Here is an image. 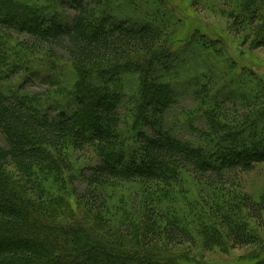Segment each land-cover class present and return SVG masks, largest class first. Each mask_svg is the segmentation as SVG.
<instances>
[{"label": "rangeland", "instance_id": "rangeland-1", "mask_svg": "<svg viewBox=\"0 0 264 264\" xmlns=\"http://www.w3.org/2000/svg\"><path fill=\"white\" fill-rule=\"evenodd\" d=\"M73 1L9 0L8 3L0 4V12L4 15L3 20H8L4 18L5 16L18 17L20 21L35 16L41 21L45 20V27H54L58 23L63 27L65 22L72 23L75 16ZM92 1L94 0H85V4ZM251 1L259 7V17L253 20L250 13L240 8L242 2L249 4ZM98 11L99 15L93 19L98 26L105 14L117 22H125L130 27L146 28L151 24L152 28L162 34L159 40L163 46L161 49H164L167 38L176 39V44L165 52L167 55L162 62L154 67V70L152 68L147 70L149 75L152 74L148 80V88L156 90L159 96L163 94L165 88L172 93L174 102L166 108L161 118L162 125L159 126L164 134L191 143L192 147L198 146L206 157V153L213 150L211 147L214 146L210 140L200 139L199 134L195 132L196 128L209 127L207 114L199 115L196 110L203 98L195 95V87L200 92L208 86L210 95L217 104L226 102L227 106L232 107L228 102L230 97L237 93L239 99L247 101L246 93L250 92L247 90L238 92L235 74L243 81L249 79L252 86L257 87L264 83V45L255 42L262 30L260 27L264 25V0H101ZM239 14L245 16L246 21L244 27H238L237 30L236 20ZM6 24L0 23V57L4 63L0 67V91L3 94L10 98H14L15 94H21L30 100L35 94L48 92V96L43 98L44 106L39 108L40 115L43 113H50L53 116L62 113L72 115L80 111L83 117H88L94 111L96 100L100 98H108L109 102L115 100L116 103L113 105H117V110L123 116L139 98L141 112L146 110L147 114H151L154 111L150 100L145 103L142 97L137 98L142 90L140 75L147 66H152L153 61L131 64L125 71L113 70V74L111 72L108 75L107 72L100 73V77L94 76L93 67L80 69L81 67L69 63L62 55L52 56L46 51L32 48L29 43L27 44L31 40L30 34L24 30L9 28L5 26ZM114 26L115 24L112 27ZM248 69L251 70L249 76L246 73ZM209 99L206 98L210 101ZM258 99L260 100L261 96ZM262 101L259 103H263ZM235 107L252 109V117H262L261 121L256 122V127L263 133V141L258 142L259 146H254L259 152H263L264 108L262 106L258 109L254 106L251 108L249 104L241 103ZM219 121L221 123V120ZM190 122L194 125H190ZM87 125L91 126L90 122L82 121L77 128L91 134L92 131ZM138 126L148 134L153 133L148 121H140ZM119 127L120 134L126 135L124 129L127 126L124 121ZM237 132L231 128L223 133V141L229 146L226 153L234 150L235 144L231 141H236L234 137ZM132 136L131 142L138 141V133L134 132ZM61 148V152L52 149L53 154H57L56 163L51 162L47 165L46 175L42 179L47 194L54 195L53 198L58 201V205L55 206L56 212L52 213L53 217L47 216L45 219L49 218L51 221L56 219V222L62 225L84 223V220L87 223H94L93 227H90L85 222V228L97 233L99 236L97 242L102 248L95 246L94 242L91 243L86 236L80 234V239L85 243L84 246L82 243L77 246V256L81 257L78 261H86L85 254H94L97 251H100L102 256H95L96 262L102 257L121 258L120 247L131 250L134 254V248L143 243L142 239L136 237L142 234V226H148L143 217L144 210L153 207L154 210H162L168 218L181 210L183 212L181 214L186 219L183 225L197 243L167 246L168 256L178 257L181 264H264L262 248L264 218L259 224L240 206V199L245 194L256 202H264V162H256L249 173H244L240 169L222 171L227 185L209 187L199 177L183 173L182 180L179 178L172 181L170 186H165L148 184L127 176L130 162L141 155L139 152H133L132 148L129 151L122 149V156L119 153L113 155L119 158L124 156L127 164L119 170L120 177L101 185L103 203L92 210L83 201H79L78 190L81 192L86 185L84 171L89 167L101 165L102 161L97 157L94 148L87 147L85 152L76 151L68 138ZM40 201H46V197ZM85 207L90 210V214L86 213ZM46 210L50 212L49 209ZM225 213L231 218L226 217ZM98 214L103 216H97ZM160 220L166 221L167 218ZM230 221L233 223L236 221L234 227H237L238 222L244 223L242 221L252 225L255 239L259 241L244 246L233 243L230 231L234 227ZM111 231L118 236L122 234L126 236L121 239V245L116 246L107 239ZM219 235H223L224 241L218 239ZM100 237L105 240H99ZM53 238L50 237V242ZM154 244L157 247L161 246L160 241ZM150 249L153 250L151 247ZM136 255L139 256V253L136 252ZM248 257L252 261L246 260Z\"/></svg>", "mask_w": 264, "mask_h": 264}, {"label": "trees", "instance_id": "trees-1", "mask_svg": "<svg viewBox=\"0 0 264 264\" xmlns=\"http://www.w3.org/2000/svg\"><path fill=\"white\" fill-rule=\"evenodd\" d=\"M8 1L0 0V4L8 3ZM72 4L75 8V16L72 23L65 22L63 27L59 23L54 27H45V20L41 21L35 16L22 21L18 17L5 16L4 18L8 20H3L4 15L1 12L0 23H7L5 26L9 28L24 30L30 34L31 40H27V44L29 43L34 49L46 51L52 56L62 55L69 63L81 67L80 69L93 67L91 69L94 76L100 77V73L107 72L108 75L111 72L113 74V70L125 71L129 65L135 63L157 62L147 66L140 75L142 95L139 93L137 97H142L145 103L150 100L149 103L152 104L154 111L151 114H147L146 110L141 112L139 98L131 106L129 105L131 108L127 113L124 112L123 116L117 110V105H113L116 103L115 100L109 102L108 98H100L96 100L94 111L88 117H83L80 111L72 115L69 113L57 116L50 113L40 115L39 108L44 106L43 98L48 96V92L35 94L29 100L21 94H15L14 98H10L0 91V264H181L178 257L168 256L167 246H180L185 243L196 245L197 243L183 225V222H186L181 214L183 212L181 210L168 218L162 210L157 211L153 207H147L144 210L143 217L148 226H142V234L136 237L139 240L142 239L143 243L134 248V254L131 250L120 247L121 258L102 257L96 262L95 256H102L100 251H97L98 254L97 252L85 254L86 261H78L81 257L77 256V246L79 243L84 246L85 243L80 239V234L86 236L91 243L94 242L95 246L102 247L97 242L99 237L97 233L92 229L86 230L85 220V224L81 222L62 225L56 222V219L53 221L49 218L45 219L47 216L53 217L52 213L56 212L55 206L58 205L57 199L53 198L54 195L47 194L46 187L42 183L47 165L51 162L56 163L57 154H53L52 149L61 152V145L67 138L76 151L85 152L87 147L94 148L102 164L89 167L84 171L86 185L81 192L78 190L79 201H83L92 210L103 203L101 185L113 182L120 177L119 170L127 164L124 156L119 158L113 155L119 153L122 156V149L129 151L132 148L133 152H139L141 155L130 162L127 176L148 184L170 186L172 181H177L179 178L182 180L183 173H186L199 177L209 187L227 185L222 171L240 169L244 173H249L256 162H264V151L259 152L258 148L255 149V146H259L258 142L263 141V133H260L256 127V122L261 121L262 117H252V109L235 107L241 103L249 104L251 108L253 106L257 109L261 106L264 108V83L257 87L252 86L249 79L243 81L235 74L238 92L246 90L250 92L246 93L249 102L239 99L237 93H235L236 96L230 97L228 102L232 107L227 106L226 102L217 104L215 99H212L208 86L200 92L195 87V95L203 98L196 110L199 115L207 114L206 120L209 126L198 129L195 127V132L199 134L200 139L210 140L214 146H210L213 150L208 151L205 157L204 151H201L198 146L192 147L191 143L164 134L159 128L166 108L174 102L173 96L168 88H165L161 96L156 90L148 88V80L151 79L152 74L149 75L147 70L151 68L154 70L153 68L162 62L167 55L165 52L176 44V39L167 38L164 49H161L163 46L159 40L162 34L152 28L151 24L146 28L145 26L130 27L125 22H117L116 19L105 14L98 26L93 19L99 15L98 8L101 0H94L89 4H85V0H74ZM253 4V1L249 4L242 2L240 7L242 11L250 13L252 20L259 17V7ZM238 16L236 29L244 27L246 21V17L242 14ZM36 19L37 21H34ZM113 24H115L114 27H112ZM149 26L151 28H148ZM43 27L45 28L42 29ZM260 28L262 30L255 42L257 41L258 45H264V25ZM2 59L0 57V67L4 64ZM246 73L249 76L251 70L248 69ZM206 98H210V101ZM261 100L263 103H259ZM82 121L90 122L91 126H87L91 129V134L77 128ZM123 121L126 128H129V130L124 129L126 135L120 134L119 126ZM140 121H148L153 133L148 134L144 129L140 130L138 126ZM190 125L194 123L190 122ZM249 126L252 127L247 129ZM231 128L238 132L234 137L236 141H231L235 144L234 150L226 153V148L229 146L223 141V133ZM240 129H242L241 132ZM134 132L138 133V141L131 142ZM239 147H242L241 150H238ZM245 149L247 151L244 152ZM60 157L61 155L58 156ZM44 197L46 201H40ZM240 202V206L248 211V216L260 224L264 218V202H256L247 194L241 197ZM86 213L90 214V210L86 209ZM97 216H103V214ZM225 216L229 215L225 213ZM165 218H167L166 221L160 220ZM225 220L228 219L225 218ZM242 222L244 223L238 222L237 227H234L236 221L235 224L230 221L234 227L230 231L232 242L241 246L258 242L259 240L255 239L253 226L247 225L245 221ZM93 224L87 223L90 227H93ZM50 237L53 238L51 242ZM124 237H126L124 234L118 236L111 231L107 239L118 246L121 245V239ZM218 239L224 241L223 235H219ZM99 240L105 239L100 237ZM156 241L161 242L160 247L155 246ZM246 260L252 261L249 257Z\"/></svg>", "mask_w": 264, "mask_h": 264}]
</instances>
